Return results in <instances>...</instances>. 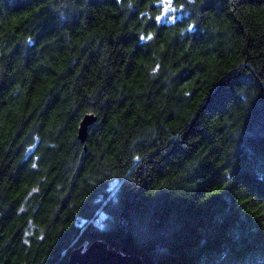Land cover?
Masks as SVG:
<instances>
[{"label":"trees","instance_id":"1","mask_svg":"<svg viewBox=\"0 0 264 264\" xmlns=\"http://www.w3.org/2000/svg\"><path fill=\"white\" fill-rule=\"evenodd\" d=\"M163 1L0 0V264H264V0Z\"/></svg>","mask_w":264,"mask_h":264},{"label":"water","instance_id":"2","mask_svg":"<svg viewBox=\"0 0 264 264\" xmlns=\"http://www.w3.org/2000/svg\"><path fill=\"white\" fill-rule=\"evenodd\" d=\"M97 119L86 116L78 131V139L84 143L87 139L88 128ZM67 264H144L139 256L124 255L119 250L113 249L105 241L98 240L90 244L86 250L83 247L74 250L69 257Z\"/></svg>","mask_w":264,"mask_h":264},{"label":"rangeland","instance_id":"3","mask_svg":"<svg viewBox=\"0 0 264 264\" xmlns=\"http://www.w3.org/2000/svg\"><path fill=\"white\" fill-rule=\"evenodd\" d=\"M162 7H163L162 19H164L166 21L172 20L175 17V15H176V9L172 7L171 3L168 0H164L162 2ZM103 218H104V216L102 215L99 220L95 221L94 224H95L96 227H100L101 226V221H102ZM83 249L84 250L87 249V245L86 244L83 246Z\"/></svg>","mask_w":264,"mask_h":264},{"label":"snow or ice","instance_id":"4","mask_svg":"<svg viewBox=\"0 0 264 264\" xmlns=\"http://www.w3.org/2000/svg\"><path fill=\"white\" fill-rule=\"evenodd\" d=\"M157 19H159V17H157Z\"/></svg>","mask_w":264,"mask_h":264}]
</instances>
